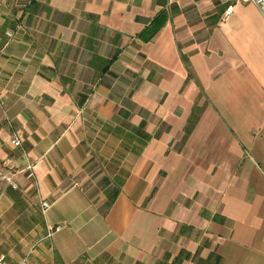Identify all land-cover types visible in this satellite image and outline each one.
<instances>
[{
  "label": "crops",
  "instance_id": "obj_1",
  "mask_svg": "<svg viewBox=\"0 0 264 264\" xmlns=\"http://www.w3.org/2000/svg\"><path fill=\"white\" fill-rule=\"evenodd\" d=\"M0 96L9 264H264V9L0 0Z\"/></svg>",
  "mask_w": 264,
  "mask_h": 264
},
{
  "label": "built area",
  "instance_id": "obj_2",
  "mask_svg": "<svg viewBox=\"0 0 264 264\" xmlns=\"http://www.w3.org/2000/svg\"><path fill=\"white\" fill-rule=\"evenodd\" d=\"M244 2H248V3H253L255 4L258 8H260L261 10L264 9V0H243ZM8 35H11V34H8ZM4 107V102L0 96V108H3ZM13 145H15L16 147H19L21 146V141L17 138H15L13 141H12ZM29 170L32 169V167H29L28 168ZM0 171H1V162H0ZM3 179L9 183L14 189L17 188L15 182H14V178H13V175H7V176H3ZM50 207V205L48 203H43V209L46 210ZM62 230V227L60 226H57V227H50L49 228V234L50 236H52L53 234L57 233V232H60ZM0 264H9L7 261H6V258L2 255H0Z\"/></svg>",
  "mask_w": 264,
  "mask_h": 264
},
{
  "label": "rangeland",
  "instance_id": "obj_3",
  "mask_svg": "<svg viewBox=\"0 0 264 264\" xmlns=\"http://www.w3.org/2000/svg\"><path fill=\"white\" fill-rule=\"evenodd\" d=\"M35 216L37 219L36 223H37L38 231L41 234H45V230L44 231L42 230V215H41V213L36 212ZM15 255L18 256L19 261L15 262L14 264H30L29 256H24V252H23V249L21 247H17Z\"/></svg>",
  "mask_w": 264,
  "mask_h": 264
},
{
  "label": "trees",
  "instance_id": "obj_4",
  "mask_svg": "<svg viewBox=\"0 0 264 264\" xmlns=\"http://www.w3.org/2000/svg\"><path fill=\"white\" fill-rule=\"evenodd\" d=\"M164 22H165L164 16H159L155 19V21L153 22L150 28V32L152 33V35L156 34L162 28ZM115 198H116V195L109 197L108 202L106 204L107 208L110 207L114 203Z\"/></svg>",
  "mask_w": 264,
  "mask_h": 264
}]
</instances>
